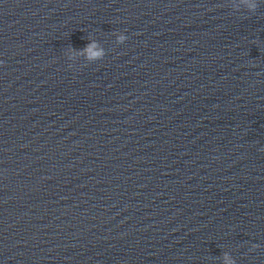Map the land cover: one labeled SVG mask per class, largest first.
Masks as SVG:
<instances>
[{
    "label": "water",
    "instance_id": "1",
    "mask_svg": "<svg viewBox=\"0 0 264 264\" xmlns=\"http://www.w3.org/2000/svg\"><path fill=\"white\" fill-rule=\"evenodd\" d=\"M230 262L264 264V0H0V264Z\"/></svg>",
    "mask_w": 264,
    "mask_h": 264
},
{
    "label": "clouds",
    "instance_id": "2",
    "mask_svg": "<svg viewBox=\"0 0 264 264\" xmlns=\"http://www.w3.org/2000/svg\"><path fill=\"white\" fill-rule=\"evenodd\" d=\"M256 8V5L253 4L251 5V10H255ZM120 41L123 42L126 37L124 35H121L119 37ZM95 48V44H90L86 49L85 51L88 53V58L89 59H93V58H97V57H100L102 55L101 52H96V51H93V49ZM225 259H227V257L225 256ZM230 264H234V262H230Z\"/></svg>",
    "mask_w": 264,
    "mask_h": 264
}]
</instances>
